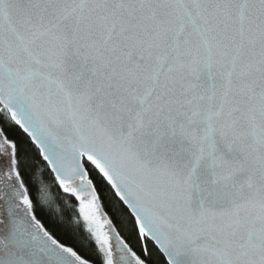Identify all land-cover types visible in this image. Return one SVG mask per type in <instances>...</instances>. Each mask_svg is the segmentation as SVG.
<instances>
[{
  "label": "snow or ice",
  "instance_id": "6c2138e0",
  "mask_svg": "<svg viewBox=\"0 0 264 264\" xmlns=\"http://www.w3.org/2000/svg\"><path fill=\"white\" fill-rule=\"evenodd\" d=\"M0 264H264V0H0Z\"/></svg>",
  "mask_w": 264,
  "mask_h": 264
},
{
  "label": "trees",
  "instance_id": "16d2710c",
  "mask_svg": "<svg viewBox=\"0 0 264 264\" xmlns=\"http://www.w3.org/2000/svg\"><path fill=\"white\" fill-rule=\"evenodd\" d=\"M42 173L38 170L37 177L40 178ZM49 191L51 188L49 187ZM55 197V194H52ZM57 207L54 210L53 208L45 205V212L54 219H59L61 216L65 215L70 210L71 204H78L73 198H71L68 194H60L56 199ZM101 210L103 214L111 219L112 218V210L111 207L107 204L106 201L102 198L101 200Z\"/></svg>",
  "mask_w": 264,
  "mask_h": 264
},
{
  "label": "clouds",
  "instance_id": "9594fccd",
  "mask_svg": "<svg viewBox=\"0 0 264 264\" xmlns=\"http://www.w3.org/2000/svg\"><path fill=\"white\" fill-rule=\"evenodd\" d=\"M45 204L55 210L57 207L56 198L52 196L50 199L45 201Z\"/></svg>",
  "mask_w": 264,
  "mask_h": 264
},
{
  "label": "rangeland",
  "instance_id": "374dc122",
  "mask_svg": "<svg viewBox=\"0 0 264 264\" xmlns=\"http://www.w3.org/2000/svg\"><path fill=\"white\" fill-rule=\"evenodd\" d=\"M102 211V210H101ZM103 213V212H102ZM103 216H105L104 214H103Z\"/></svg>",
  "mask_w": 264,
  "mask_h": 264
}]
</instances>
